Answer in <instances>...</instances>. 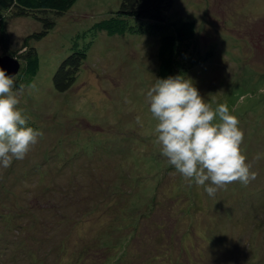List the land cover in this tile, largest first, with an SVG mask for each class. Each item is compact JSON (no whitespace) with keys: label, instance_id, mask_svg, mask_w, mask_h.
I'll list each match as a JSON object with an SVG mask.
<instances>
[{"label":"rangeland","instance_id":"obj_1","mask_svg":"<svg viewBox=\"0 0 264 264\" xmlns=\"http://www.w3.org/2000/svg\"><path fill=\"white\" fill-rule=\"evenodd\" d=\"M121 1L78 0L33 42L40 69L22 78L19 107L43 135L0 169V264H79L87 247L80 264H264V159L254 158L264 153V0H174L163 32L137 20L103 29ZM0 16L16 50L43 29L34 14ZM185 19L195 36L163 75L162 34ZM77 48L87 60L60 93L53 76ZM176 75L239 119L256 173L247 186L210 197L160 154L146 92Z\"/></svg>","mask_w":264,"mask_h":264},{"label":"clouds","instance_id":"obj_2","mask_svg":"<svg viewBox=\"0 0 264 264\" xmlns=\"http://www.w3.org/2000/svg\"><path fill=\"white\" fill-rule=\"evenodd\" d=\"M30 87H35L31 85ZM24 87L0 68V169L22 160L42 137L29 125L19 107ZM155 119V143L167 163L188 181L203 187L208 196L233 182L247 186L256 173L241 151L244 132L227 104L213 108L190 78L183 75L155 79L146 92ZM137 123H141L139 117ZM257 160L264 153H257Z\"/></svg>","mask_w":264,"mask_h":264},{"label":"trees","instance_id":"obj_3","mask_svg":"<svg viewBox=\"0 0 264 264\" xmlns=\"http://www.w3.org/2000/svg\"><path fill=\"white\" fill-rule=\"evenodd\" d=\"M78 0H0V9L11 11L14 16L24 17L34 14L41 18L43 29L24 39L20 50L11 48L10 35L7 21L0 16V56L11 55L21 62V70L14 77L17 87L21 86L22 78H33L40 69V57L33 42L42 40L54 28L55 20L50 15L62 16L66 14ZM174 0H122L117 10L116 17L111 18L101 27L109 32L124 30L123 23L131 20L144 21V31L154 33L160 31L167 24L168 14L173 8ZM170 33L162 34L161 41V73L167 75L171 72L172 60L179 59L178 48L185 41L195 36L196 24L193 20L185 19L177 23H170ZM88 54L84 48H77L70 53L59 65L53 76L55 89L64 93L76 83L80 72L87 60ZM178 66V64H177ZM69 219L66 216V221ZM89 248L84 253H79L81 259H86L90 254ZM43 262V259H40ZM107 264V261L105 262Z\"/></svg>","mask_w":264,"mask_h":264},{"label":"water","instance_id":"obj_4","mask_svg":"<svg viewBox=\"0 0 264 264\" xmlns=\"http://www.w3.org/2000/svg\"><path fill=\"white\" fill-rule=\"evenodd\" d=\"M0 68L6 70V74L16 76L20 73L21 62L18 58L11 55L0 56Z\"/></svg>","mask_w":264,"mask_h":264}]
</instances>
